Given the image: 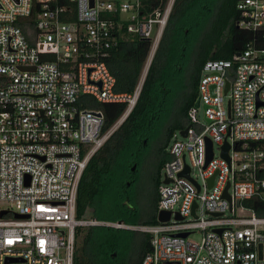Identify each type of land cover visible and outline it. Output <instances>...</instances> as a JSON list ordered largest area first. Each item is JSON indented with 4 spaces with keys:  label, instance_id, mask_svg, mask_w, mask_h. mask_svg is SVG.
Returning <instances> with one entry per match:
<instances>
[{
    "label": "built area",
    "instance_id": "obj_1",
    "mask_svg": "<svg viewBox=\"0 0 264 264\" xmlns=\"http://www.w3.org/2000/svg\"><path fill=\"white\" fill-rule=\"evenodd\" d=\"M174 2L147 15L141 0H0V264H74L78 227L117 225L77 217L80 180L136 106ZM237 8L238 27L260 37L235 60L206 61L200 105L161 171L158 212L171 218L140 227L151 234L142 264H264V214L247 204L264 211V0ZM117 9L123 19L109 15ZM126 21L151 42L133 92L116 91L106 62ZM83 95L127 106L105 130Z\"/></svg>",
    "mask_w": 264,
    "mask_h": 264
},
{
    "label": "trees",
    "instance_id": "obj_2",
    "mask_svg": "<svg viewBox=\"0 0 264 264\" xmlns=\"http://www.w3.org/2000/svg\"><path fill=\"white\" fill-rule=\"evenodd\" d=\"M167 0H141L142 11L156 15ZM238 0H176L158 49L150 65L139 100L106 143L89 159L78 190L77 217L118 223L133 228L100 224L76 229L74 264H142L151 251V234L140 227L159 223L161 171L171 158L168 145L190 124L189 110L199 96L206 61L235 60L249 41L260 36L238 27ZM120 18L117 9L109 14ZM129 22L115 29V44L106 62L117 79L116 91L133 92L142 75L151 42L128 31ZM264 44V43H263ZM85 107L100 109L105 130L124 113L127 104H99L83 95ZM151 153L148 187L153 201L147 212L135 203L126 180L130 168L145 170L146 151ZM135 176V177H136ZM129 199L130 201H127ZM249 206L264 214L255 201Z\"/></svg>",
    "mask_w": 264,
    "mask_h": 264
},
{
    "label": "rangeland",
    "instance_id": "obj_3",
    "mask_svg": "<svg viewBox=\"0 0 264 264\" xmlns=\"http://www.w3.org/2000/svg\"><path fill=\"white\" fill-rule=\"evenodd\" d=\"M200 117L203 115V111L200 110L199 112ZM178 136H180V133H177ZM155 150V148L149 151L145 152V155L147 154V160L145 163V170H141L138 175H140V182H138L131 190H129V192L131 193L132 196V200L133 203H135L140 209H143V211L147 212L148 209V205H150L153 201H150L152 199V192L149 191V187H148V181H149V171L147 172V166H149V164L151 165V153H153ZM131 169V168H130ZM127 181V180H126ZM3 205H6V203H2ZM126 225V224H125ZM128 227H131L130 225H126ZM200 233H195L191 236V239H195V240H199L200 239Z\"/></svg>",
    "mask_w": 264,
    "mask_h": 264
},
{
    "label": "water",
    "instance_id": "obj_4",
    "mask_svg": "<svg viewBox=\"0 0 264 264\" xmlns=\"http://www.w3.org/2000/svg\"><path fill=\"white\" fill-rule=\"evenodd\" d=\"M91 5L94 6V0H91ZM144 40H149L147 38H145ZM240 52L237 54L238 56H240ZM229 88H230V83L228 82L227 85H226V89H225V92H228L229 91ZM200 105V97L197 98L196 102H195V106L196 107H199ZM229 111L231 113V103L229 102ZM188 127H186L185 129L181 130L180 131V134L183 135V136H187V133H188ZM229 150H230V144L229 143H226L224 146H223V151H222V155L224 157H226L228 160H229ZM212 158V142L209 140V153H208V160H210ZM136 168V164L133 166V169ZM189 171L190 169L187 167L185 171L182 172V175L184 176H187V177H190L189 175ZM213 177L211 178L210 182H211V185H212V182H213ZM165 182H168V180H165ZM228 187L229 185H227V188L225 190V196H227L228 198L229 195H228ZM196 208V204L194 205V209ZM5 213V212H3ZM178 218H180V216L178 215L177 216ZM158 221L159 222H166L168 220H170L171 218V212L170 211H164V210H160L158 212ZM115 227H119V228H128V226H126L122 221H119L117 223V225H115ZM130 228H133V229H137V227H130ZM218 231L221 232V229H219ZM190 234V232H185V233H180L178 234V236H182V237H188Z\"/></svg>",
    "mask_w": 264,
    "mask_h": 264
},
{
    "label": "flooded vegetation",
    "instance_id": "obj_5",
    "mask_svg": "<svg viewBox=\"0 0 264 264\" xmlns=\"http://www.w3.org/2000/svg\"><path fill=\"white\" fill-rule=\"evenodd\" d=\"M175 2H176V0H175ZM175 2H174V4H175ZM174 4H173V8H172V11H173V9H174ZM168 147H169V145H168ZM168 147H167V150H168ZM134 166V165H133ZM133 166L131 167V169H130V178H128L127 179V181H126V186L129 188V189H131L132 188V186H133V183H134V181H136L137 179H140L139 177H137L136 176V174H137V165H136V168L135 169H133ZM136 176V177H135ZM127 201H130L129 199H127Z\"/></svg>",
    "mask_w": 264,
    "mask_h": 264
}]
</instances>
